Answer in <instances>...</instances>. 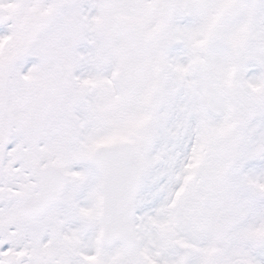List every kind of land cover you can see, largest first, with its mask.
<instances>
[{
  "label": "snow or ice",
  "instance_id": "6c2138e0",
  "mask_svg": "<svg viewBox=\"0 0 264 264\" xmlns=\"http://www.w3.org/2000/svg\"><path fill=\"white\" fill-rule=\"evenodd\" d=\"M0 264H264V0H0Z\"/></svg>",
  "mask_w": 264,
  "mask_h": 264
}]
</instances>
